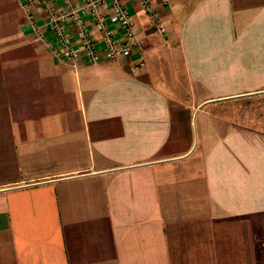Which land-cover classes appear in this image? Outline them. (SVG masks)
I'll return each instance as SVG.
<instances>
[{"label": "crops", "instance_id": "0c3cea01", "mask_svg": "<svg viewBox=\"0 0 264 264\" xmlns=\"http://www.w3.org/2000/svg\"><path fill=\"white\" fill-rule=\"evenodd\" d=\"M121 1L137 45L71 65L10 0L0 264H264V0Z\"/></svg>", "mask_w": 264, "mask_h": 264}, {"label": "built area", "instance_id": "2783aa9c", "mask_svg": "<svg viewBox=\"0 0 264 264\" xmlns=\"http://www.w3.org/2000/svg\"><path fill=\"white\" fill-rule=\"evenodd\" d=\"M18 6L29 25L30 30L38 40H44L43 29L47 26L53 35V41L48 43L49 52L57 57L75 65L76 59L80 58L89 63L101 60H114L119 56L129 54L132 47L137 45L131 21L126 7L121 0H80L73 5L71 0H17ZM58 1L59 7L55 6ZM143 9L152 13L153 7L149 0H139ZM107 2L110 12L108 20L118 28V35L113 33L109 24L106 23L99 12V6ZM162 5H168L169 0H160ZM39 6L44 11L43 20L37 23L34 9ZM85 18V19H84ZM89 19L98 32L97 45L90 35L86 25ZM68 22L75 27L74 41L67 29ZM156 29L163 30L161 25ZM141 61L134 62L131 69L136 71Z\"/></svg>", "mask_w": 264, "mask_h": 264}, {"label": "rangeland", "instance_id": "374dc122", "mask_svg": "<svg viewBox=\"0 0 264 264\" xmlns=\"http://www.w3.org/2000/svg\"><path fill=\"white\" fill-rule=\"evenodd\" d=\"M1 1V0H0ZM5 7L2 8L0 4V23L1 21L8 18L10 15L11 18L13 17L14 9L10 6V0H5ZM1 39V38H0ZM3 45H0V97L3 95V86H8L9 84H20L19 79H17L16 82L15 78L16 76L10 75L11 72H13L14 69H18V63H15L14 61L9 60L8 55L5 53ZM17 64V65H16ZM7 89V88H6ZM2 98L0 99V116H4L6 113H8L9 109L8 105H6L5 102H3ZM20 109V108H18Z\"/></svg>", "mask_w": 264, "mask_h": 264}]
</instances>
